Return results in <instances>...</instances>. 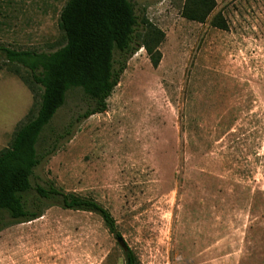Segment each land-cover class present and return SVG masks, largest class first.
Segmentation results:
<instances>
[{"label":"rangeland","instance_id":"374dc122","mask_svg":"<svg viewBox=\"0 0 264 264\" xmlns=\"http://www.w3.org/2000/svg\"><path fill=\"white\" fill-rule=\"evenodd\" d=\"M68 1L0 0V45L59 50ZM130 1L165 34L159 67L139 50L107 112L81 122L89 102L72 93L51 127L72 136L34 184L108 210L139 264H264V0H215L204 23L183 17L188 0ZM33 104L0 59V152ZM117 240L100 216L53 207L0 232V264H125Z\"/></svg>","mask_w":264,"mask_h":264},{"label":"trees","instance_id":"16d2710c","mask_svg":"<svg viewBox=\"0 0 264 264\" xmlns=\"http://www.w3.org/2000/svg\"><path fill=\"white\" fill-rule=\"evenodd\" d=\"M215 8V0H188L183 17L204 23ZM212 25L229 29L222 14ZM59 28L65 45L55 52L0 45V59L34 95L26 120L17 127L10 146L0 152V232L37 221L46 210L60 207L100 216L119 239L116 220L108 210L52 184H34V178L38 168L58 152L61 142L72 136L74 124L61 133L51 129L71 94L80 91L89 102L76 122L106 113L129 60L139 50L144 49L153 67H159L165 34L146 19L140 23L130 0H69L61 12ZM123 250L125 264H139L128 246Z\"/></svg>","mask_w":264,"mask_h":264},{"label":"water","instance_id":"95a60500","mask_svg":"<svg viewBox=\"0 0 264 264\" xmlns=\"http://www.w3.org/2000/svg\"><path fill=\"white\" fill-rule=\"evenodd\" d=\"M118 244L123 248V249H126L127 248V245L124 241V239L121 237L117 240Z\"/></svg>","mask_w":264,"mask_h":264}]
</instances>
